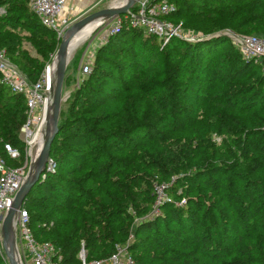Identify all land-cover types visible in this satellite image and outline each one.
<instances>
[{"label":"trees","instance_id":"16d2710c","mask_svg":"<svg viewBox=\"0 0 264 264\" xmlns=\"http://www.w3.org/2000/svg\"><path fill=\"white\" fill-rule=\"evenodd\" d=\"M173 1L177 9L168 18H176L196 8L223 5L221 11H215L221 14L219 22L205 31L206 34L227 26L242 33L264 35V0ZM235 3H243V6L236 9L232 6ZM0 7L4 8L0 14V47L34 82L47 64L48 53L60 40L54 31L40 23L26 0H0ZM8 29L25 31L31 38L45 37L42 58L28 55L21 48L17 35L6 34ZM146 36L140 29L127 26L118 29L97 50L91 70L73 92L68 111L58 122V132L50 148L49 158L55 168L39 177L22 204L29 214L34 237L51 241L59 248L65 264H80L81 248L86 250V261L111 255L117 243L130 233L132 221L114 199L128 195L127 181L136 179L124 173L127 163L111 158L98 163L96 172L82 177L77 176L78 172L89 159L108 156V148L122 144L135 132L141 131L152 139H163L154 123L159 117L165 118L166 123L174 125L175 129L188 122L194 130L200 131V105L209 100L218 108L214 111L217 119L206 125L207 136L215 131L231 136L243 162L240 170L234 172L214 164L209 170L182 174L179 184L173 185L168 194L176 197L184 184L191 183V187L187 186L185 190L186 203H164L159 216L140 219L134 226L128 250H140L142 256L139 260L143 264L155 260L159 252L165 255L161 257L164 264H206V261H213V264H264V248L257 246L264 242V120L257 125L252 122L264 107V74L260 65L246 63L229 45L220 48L229 41L218 34L210 39L184 42L181 46L171 40L162 49L166 48L174 56L179 55L188 78L178 87L176 81L181 76L169 71L171 76L148 87L154 95L152 101L156 114L140 118V104L126 95L129 85L125 74L130 73L137 83H141L158 73L157 39L153 35ZM141 57L144 62L140 61ZM249 69L252 76H249ZM254 79L263 87L255 88ZM162 90L164 94L155 97ZM25 110L24 96L0 83V153L6 162L9 157L4 152V143H10L23 154L19 134L26 120ZM201 139L199 146L205 147L206 141L203 137ZM150 163L143 176L147 181L150 178L149 183L154 177L170 178L156 157ZM205 175L224 177L234 195L233 200L239 204L241 230L229 224L224 210L216 202L207 205L199 198L200 192L198 197L193 196L196 181ZM108 176L110 178L97 196L89 192L94 188L83 190L85 201L77 207L80 198L75 191L81 190L83 183H94L96 179ZM236 181L241 182L239 189L234 188ZM206 185L213 190L219 189L217 178L208 180ZM149 186L146 206L140 207L136 202L132 205L139 217L152 207V187ZM253 227L262 234L261 240L251 238L250 229ZM226 256L231 257L226 259Z\"/></svg>","mask_w":264,"mask_h":264},{"label":"rangeland","instance_id":"374dc122","mask_svg":"<svg viewBox=\"0 0 264 264\" xmlns=\"http://www.w3.org/2000/svg\"><path fill=\"white\" fill-rule=\"evenodd\" d=\"M115 1L117 2L119 0H102L99 4H95L96 6H94L89 12L84 14L83 12H85V9L91 7L93 5V2L89 1L81 4L80 2L71 0L69 2L67 11H69L68 14L72 21L76 22L77 20L92 12L113 5V3H116ZM242 4L243 3H235L232 6L236 9H240L243 6ZM223 7V5H218L217 7L206 6L205 8L193 9L190 12L186 11L183 14L181 13L176 18H167L173 24L178 25V30L174 35L163 38L162 41L156 38L157 40L155 47L160 54L158 62V73L150 77L147 81L144 80V82L141 83H137L135 80L136 78H134L130 73L125 74L127 83L129 85L127 87L126 95L136 100L140 104V118L145 115L156 114L155 105L152 101L154 95L152 94V90L148 89V87L162 81L168 76H171L169 71H171L172 73L175 71V73H177L179 77L181 76V78L178 79V82L176 81L178 87L183 85V82H185L188 78L186 71L183 70L181 62L178 59L179 55L174 56L170 51H167L166 48L164 50L162 49L161 44H163L164 42L165 46L169 41L176 40L175 42H178L179 46H181L184 42L192 43L200 40L210 39L215 34H218L220 36H224L229 41V43L223 44L220 48H224L225 46L229 45L232 50L236 49L240 54L239 49L236 47L235 39L248 35L247 33H242L234 27L227 26L220 27L217 31L214 32H210L207 34L204 33L205 31H209L213 25L219 22L218 17L221 14H216L215 11H221ZM1 13L2 12H0V14ZM112 25V19L103 20L102 23H100L92 31L88 38L85 39L77 47L71 57L67 59L62 91L63 95H66V99L61 103L58 122L62 120L64 114H66V112L68 111L73 92L80 86L81 82L85 78V76L81 74L82 64L85 62L92 64L94 62L97 50L104 43H106L111 36L115 34L110 31ZM6 34L17 35L19 37L21 48L24 49L32 58H42L41 54L45 51V37L39 39L31 38L30 35H28L25 31L16 30L12 32L10 29H8ZM145 37L148 36L145 35ZM56 44V47L48 53V61L45 67H47L48 65H52L58 42ZM140 61L144 62V59L141 57ZM246 63H249L251 65L257 64L253 60L246 61ZM19 71L23 73V71H21L20 69ZM249 71H251L249 73V76H252V70L249 69L248 72ZM252 82L255 88L263 87L261 83L256 81L255 79ZM161 94H164L163 90L157 93L155 97L160 96ZM217 108L218 107L216 106L213 107L212 103L209 100L206 102L204 101L200 105L198 115V125L201 126L200 131L194 130L193 126H190L188 122L182 123V126L180 128L175 129L174 125H168L166 123L165 118L159 117L154 120V123L157 129L162 132L163 139H152L147 135H143V132L141 131L135 132L122 144L108 148L107 153L109 157H99L98 160H94L93 158L89 159L88 162L78 172V177H82L83 175L93 171L96 172V165L110 158L112 161H114L115 159H119L127 163V169H125L124 173L133 175L136 181H127L128 189L130 190L129 194L124 197L118 196L114 200L117 203L119 202V205L123 208V210L125 209L126 214L130 216V219L132 220L130 223L131 231L125 240L117 243L116 248L123 250V253L126 252L131 256L133 255V264H143L140 262L141 259L139 260V257L141 258L142 256L140 254V250H135L134 252L128 250V243H131V240L133 238V229L135 224L138 223L140 219H144L146 217V219H153L159 216L161 214L160 208L164 203L168 202L177 205H184L186 203L185 195L187 194L185 190L187 189V186L191 187V183L184 184L183 189H180L177 192L176 197H172L168 194L173 185L179 184L178 179L182 176V174H190L197 170H209L210 166L214 164H220L227 170H233L234 172H238L240 170V165L243 164V162L242 159L238 156V151L233 141L231 140V136L227 133L217 131L212 132L209 136H207L208 133L206 130V125L210 121L217 119L214 113ZM262 120H264V107L260 113L255 115L254 119H252V122L254 125H257L258 122ZM19 137L23 143V154H21L20 149H18V158L9 157L7 164L12 166H21L24 165L25 162H27V167L25 169V176H27L33 166L32 163H34L35 150H33L32 147H29L26 144L21 135H19ZM202 137L206 141L205 147L199 146V142H201ZM22 155L23 157H21ZM154 157H156V159L161 162V165L165 168L168 174L171 175L169 179L154 177L149 183L150 178L148 181L143 178L144 174H146V170L151 166V159H153ZM14 162H17V164H14ZM54 168L55 167L52 166L51 171H53ZM46 172L48 171L45 170L43 174H45ZM134 174H137V176ZM108 178L110 177H101L96 179L94 183H83L81 185L82 189L75 191V194L79 196L81 201L78 202L77 207H81L82 203L85 201V194L83 190L94 188L89 192H91V195H94L95 193V196H97L98 191L102 189L103 186H105ZM215 178H217L219 189L213 190L211 188H208L206 182L210 179ZM149 184L152 187V207L143 217H139L135 214L132 205L136 202L140 207L146 206V202H148L147 197H149ZM240 187L241 182L236 181L234 188L239 189ZM199 192L201 195V197L199 198L207 202V205H212L214 202H216L219 205V208L224 210L226 214V220L229 222V224H233L236 227V230H241L242 226L238 221V212L240 211L239 204L237 205V203L233 200L234 195H232L230 188L226 185V182L224 181V177L222 175L216 177L205 175L200 177V179L195 183V192L193 196L198 197L197 194ZM158 197L160 204H158L156 210H154L153 207L156 204ZM250 232L252 239L261 240V238L263 237L262 234L258 233L259 230L255 227L251 228ZM257 246L258 248H264V242H260V244H257ZM109 257L110 255L101 257L99 259L103 260V264H111ZM161 257H165V255H162V252H159L158 257L155 260L149 261L146 259L147 262H145L144 264H164V261L161 260ZM230 257L231 256H226L225 258L229 259ZM84 258L86 260V250H84ZM0 259L2 261V264H8L7 258L2 248L1 234ZM18 260L20 264H26L22 255L21 257L18 256ZM122 260L123 256H121V261ZM212 262L213 261H206V264H213Z\"/></svg>","mask_w":264,"mask_h":264},{"label":"built area","instance_id":"2783aa9c","mask_svg":"<svg viewBox=\"0 0 264 264\" xmlns=\"http://www.w3.org/2000/svg\"><path fill=\"white\" fill-rule=\"evenodd\" d=\"M26 1L29 9L36 15L40 23L54 31L59 40L66 29L75 22L72 21L68 14L69 11H67L71 0ZM73 1L80 2L81 4L89 1L93 2V5L86 8L85 12H83L86 14L102 0ZM122 4L123 0L119 4L114 3L111 6H120ZM176 9L177 6L173 0H135L127 13L118 15L112 19L113 25L110 31L116 33L121 27L127 26L129 29H140L144 35H153L162 41L163 38L174 35L178 30V25L173 24L167 19ZM0 12L3 13L4 8L0 7ZM164 43L161 44V47L164 46ZM235 44L240 51L242 59L245 61L253 60L260 65L261 71L264 74V35L248 34L235 39ZM17 68L18 66L10 60L5 49L0 47V83L7 86L12 92L20 93L24 96L26 120L20 128L19 135L22 136L29 147H32L31 137L41 129L45 116V109L52 84L49 79V71L52 66L48 65L45 67L40 77L34 82H31ZM90 70V63L85 62L82 64L81 74L83 76H86ZM3 149L8 157L18 158V149L10 143H4ZM52 166L55 165L48 158L46 171H51ZM26 167L27 162L21 166L8 165L6 159L0 153V234L5 213L11 205L14 195L26 178ZM44 176L45 174L42 177ZM158 204H160L159 197L153 207L154 210H156ZM29 222V214L22 205L18 209L14 220L18 256L21 257L22 255L26 264H65L63 263V255L60 253L59 248L51 241L38 240L34 237ZM45 225L43 224V226ZM84 250V248H81L78 255L80 263L103 264V260L100 259H93L86 262ZM121 256H123L122 261ZM109 258L111 264L134 263L132 256L126 252L123 253V250L119 248H116Z\"/></svg>","mask_w":264,"mask_h":264},{"label":"water","instance_id":"95a60500","mask_svg":"<svg viewBox=\"0 0 264 264\" xmlns=\"http://www.w3.org/2000/svg\"><path fill=\"white\" fill-rule=\"evenodd\" d=\"M135 0H123L120 6H108L104 9L92 12L69 26L61 37L58 47L52 61L53 80L48 99V108L44 128L43 143L39 155L33 167L27 174L23 184L14 195L13 201L5 213L1 227L2 248L7 258L8 264H20L16 246V235L14 220L18 209L22 206L27 194L39 180V177L47 169V161L50 156L51 144L58 132V119L61 109V103L66 99L63 95V83L66 70V44L71 34L89 23L90 21L113 19L114 17L127 13Z\"/></svg>","mask_w":264,"mask_h":264},{"label":"bare ground","instance_id":"6f19581e","mask_svg":"<svg viewBox=\"0 0 264 264\" xmlns=\"http://www.w3.org/2000/svg\"><path fill=\"white\" fill-rule=\"evenodd\" d=\"M121 0L117 1L115 4H119ZM114 4V3H113ZM100 24L99 20L90 21L89 23L83 25L82 27L75 30L71 36L69 37L67 44H66V60L71 57V55L75 52L77 47L88 38V36L92 33V31ZM49 79L53 80V68L49 71ZM47 108L48 103L46 105L45 109V116L42 122L41 129L38 132H35L31 137V144L32 149L35 150L34 153V163L36 162V159L39 155L43 138H44V128H45V121H46V115H47ZM34 163H32L34 165ZM33 167V166H32Z\"/></svg>","mask_w":264,"mask_h":264}]
</instances>
